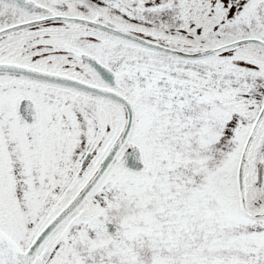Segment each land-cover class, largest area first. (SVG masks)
I'll use <instances>...</instances> for the list:
<instances>
[{
	"label": "snow or ice",
	"instance_id": "snow-or-ice-1",
	"mask_svg": "<svg viewBox=\"0 0 264 264\" xmlns=\"http://www.w3.org/2000/svg\"><path fill=\"white\" fill-rule=\"evenodd\" d=\"M0 264H264V0H0Z\"/></svg>",
	"mask_w": 264,
	"mask_h": 264
}]
</instances>
